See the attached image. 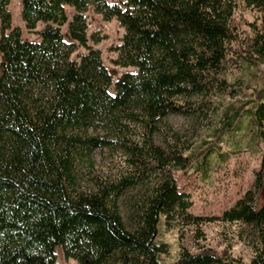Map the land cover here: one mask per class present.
<instances>
[{
	"label": "trees",
	"instance_id": "obj_1",
	"mask_svg": "<svg viewBox=\"0 0 264 264\" xmlns=\"http://www.w3.org/2000/svg\"><path fill=\"white\" fill-rule=\"evenodd\" d=\"M11 1L0 0V264H55L58 246L79 264H165L161 217L166 226L197 232L205 222L189 214L192 203L173 172L201 158L202 166L206 152L185 155L183 140L166 148L155 135L169 115L200 114L227 95L232 54L264 66V0H242L256 16L242 37L234 20L239 0H21L27 30L44 24L40 42L14 25ZM66 6L74 15L65 34ZM91 7L125 29L115 65L137 70L116 82L114 95L100 50L88 45ZM78 46L87 49L80 62L72 60ZM252 103L248 123L264 145V96ZM243 109L221 125L219 137ZM134 123L145 130L139 139ZM89 129L104 135L89 136ZM113 144L128 153L133 172L81 187L79 165ZM139 186L149 190L132 205L127 226L119 199ZM263 192L264 152L252 188L218 220L252 226L263 239ZM180 248L175 264H248L227 251ZM250 264H264V247Z\"/></svg>",
	"mask_w": 264,
	"mask_h": 264
},
{
	"label": "rangeland",
	"instance_id": "obj_2",
	"mask_svg": "<svg viewBox=\"0 0 264 264\" xmlns=\"http://www.w3.org/2000/svg\"><path fill=\"white\" fill-rule=\"evenodd\" d=\"M127 1L109 0L110 3L123 6ZM9 10L14 25L22 29L23 37L40 42L41 38L37 32L44 27V24H40L35 32L27 30L22 19L21 0H12ZM66 12L69 21L62 29L65 34L73 18L74 9L66 6ZM87 17L88 45L100 50L103 63L113 76L110 93L114 95L116 82L126 73L137 72L133 67L121 68L115 65V61L119 58L118 47L122 43L125 29L117 19L104 21L92 7ZM234 20L242 37V33L250 32L249 24L256 21V16L245 7L242 0H239ZM86 53V48L78 46L72 60L80 62V57ZM228 67L231 86L227 95L212 99L200 114L169 115L161 124V131L155 135V141L166 148L169 144L171 146L180 144L182 142H178L180 138L188 147L185 155L206 152L202 166L201 158L188 170L173 172L180 192L187 194L192 203L189 214L202 218L205 222L197 232L176 222L166 226L164 217H161L157 243L167 248V253L160 256L165 264H175L178 261L181 244L193 251L202 248L213 249L218 253L227 251L233 258L242 259L248 264L257 253L263 252L264 238L261 239L259 232L252 226L241 222L226 223L218 220L252 188L255 172L260 169L264 152V145L258 144L253 138L247 114V111L254 107L252 101L258 99L261 94L264 96V66L249 64L235 53L232 54ZM240 106L244 109L236 119L234 128L229 134L224 133L219 137L218 129L224 122L230 121L228 118ZM132 126L137 134L133 139H139L138 135L145 131L143 126L138 123ZM88 135L102 137L104 134L102 130L89 129ZM130 160L128 153L114 144L95 149L92 160L79 165L78 184L81 187L91 188L94 187L97 179L118 181L133 172ZM148 190L149 186H139L127 189L120 197V212L127 226H131L132 205ZM262 200L264 202V192ZM55 255V264H79L76 260L66 258L62 246L56 247Z\"/></svg>",
	"mask_w": 264,
	"mask_h": 264
}]
</instances>
